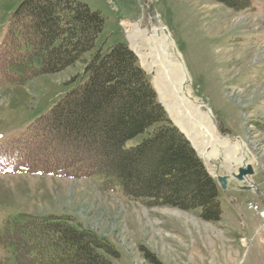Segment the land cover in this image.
Listing matches in <instances>:
<instances>
[{"label":"rangeland","instance_id":"1","mask_svg":"<svg viewBox=\"0 0 264 264\" xmlns=\"http://www.w3.org/2000/svg\"><path fill=\"white\" fill-rule=\"evenodd\" d=\"M22 1L0 0V42ZM78 1L104 18L96 41L103 51L118 43L133 49L129 25L139 24L149 33L155 25L163 27L189 74L193 98L209 107L223 139L245 142L255 174L238 182L232 177L238 165L209 161L200 153L210 173L230 176L226 188H219L222 218L207 222L198 210L147 206L118 190H104L99 177L21 171L8 164L11 147L28 124L74 86L70 81L80 76L83 64L23 82L0 77V264H16L8 236L11 221L22 215L70 218L117 251L113 256L99 250L113 264H264V218L259 215L264 209V0H250L244 9L217 0ZM138 38L133 50L156 88L145 62L153 43ZM199 107L206 112L205 105ZM201 134L196 140L203 149Z\"/></svg>","mask_w":264,"mask_h":264},{"label":"trees","instance_id":"2","mask_svg":"<svg viewBox=\"0 0 264 264\" xmlns=\"http://www.w3.org/2000/svg\"><path fill=\"white\" fill-rule=\"evenodd\" d=\"M217 1L238 9L251 5ZM103 27L100 12L78 0H23L12 12L0 42L1 78L23 82L77 62L83 71L25 128L10 160L29 173L99 177L104 190L147 206L198 210L202 220L220 221L216 179L169 118L129 45L96 47ZM8 239L16 264H113L99 250L117 255L95 232L56 215L13 219Z\"/></svg>","mask_w":264,"mask_h":264},{"label":"bare ground","instance_id":"3","mask_svg":"<svg viewBox=\"0 0 264 264\" xmlns=\"http://www.w3.org/2000/svg\"><path fill=\"white\" fill-rule=\"evenodd\" d=\"M128 39L132 48L136 49L139 36H145L148 43H153L149 49L150 56H147V67L150 72L155 71L154 85L158 95L169 111L173 121L185 131L191 138L197 150L207 159H219L234 165L240 166L244 162L253 164L249 159L247 147L244 141L232 142L228 138H222L214 123L211 112L201 111L199 101L193 98L192 91L185 84L190 82V77L181 63V56L175 46L170 42L169 35L163 27L153 26L152 32L143 29L139 24H132L127 27ZM138 38V39H137ZM174 43V42H173ZM139 48V47H138ZM170 48L173 50L170 51ZM148 50V51H149ZM149 54V53H148ZM175 57V62L171 60ZM167 61H172V66ZM165 66V73L161 74L159 68ZM188 117V118H186ZM193 117V119H192ZM203 133L206 147L199 148L197 135ZM201 134V135H203ZM255 159V158H254Z\"/></svg>","mask_w":264,"mask_h":264},{"label":"water","instance_id":"4","mask_svg":"<svg viewBox=\"0 0 264 264\" xmlns=\"http://www.w3.org/2000/svg\"><path fill=\"white\" fill-rule=\"evenodd\" d=\"M176 50V48H175ZM182 60V59H181ZM168 62V65L171 63L172 65V61H167ZM170 62V63H169ZM175 62V61H174ZM181 63L183 64V67L185 68L184 66V63L183 61H181ZM165 66L161 68H159V70H161V74L165 71ZM185 72H186V68H185ZM151 74L154 76L155 75V71H152ZM190 85V82L186 83L185 86H189ZM161 102V100H160ZM201 105H205V107L207 108V112H211V110L209 109V107H207V105L204 103V104H201ZM166 109V108H165ZM167 113L169 114V111L166 109ZM212 114V112H211ZM170 116V114H169ZM213 116V114H212ZM171 120L173 121L172 117L170 116ZM174 122V121H173ZM174 124L181 130V132H183L185 134V136L187 137V139L191 142L193 148L195 150H197V147L195 146V144L193 143V141L191 140V138L185 133V131L183 129H181V127L179 125H177L175 122ZM198 151V150H197ZM200 154V152H198ZM255 174V169L253 167V165L251 163H248V162H244L242 163L237 169L235 172L232 173V177L235 178L238 182H245V181H248L249 180V177L250 176H253ZM229 177L228 175H219L217 176V181L218 183L221 185L222 188H226L227 186V183H228V180H229ZM244 189H252L253 186L252 185H246L243 187Z\"/></svg>","mask_w":264,"mask_h":264},{"label":"built area","instance_id":"5","mask_svg":"<svg viewBox=\"0 0 264 264\" xmlns=\"http://www.w3.org/2000/svg\"><path fill=\"white\" fill-rule=\"evenodd\" d=\"M254 208H256V209H257V206H254ZM260 215H261V217H263V218H264V209L260 211Z\"/></svg>","mask_w":264,"mask_h":264},{"label":"crops","instance_id":"6","mask_svg":"<svg viewBox=\"0 0 264 264\" xmlns=\"http://www.w3.org/2000/svg\"><path fill=\"white\" fill-rule=\"evenodd\" d=\"M230 182V181H229ZM239 187V186H238ZM239 188H241V187H239Z\"/></svg>","mask_w":264,"mask_h":264}]
</instances>
